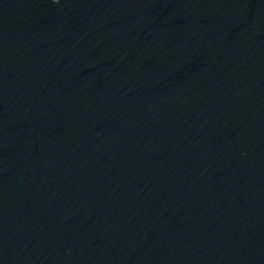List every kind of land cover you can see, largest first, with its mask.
Returning <instances> with one entry per match:
<instances>
[{"label":"water","instance_id":"95a60500","mask_svg":"<svg viewBox=\"0 0 264 264\" xmlns=\"http://www.w3.org/2000/svg\"><path fill=\"white\" fill-rule=\"evenodd\" d=\"M0 264H264V0H0Z\"/></svg>","mask_w":264,"mask_h":264},{"label":"clouds","instance_id":"9594fccd","mask_svg":"<svg viewBox=\"0 0 264 264\" xmlns=\"http://www.w3.org/2000/svg\"><path fill=\"white\" fill-rule=\"evenodd\" d=\"M57 2V0H53V3H56Z\"/></svg>","mask_w":264,"mask_h":264}]
</instances>
